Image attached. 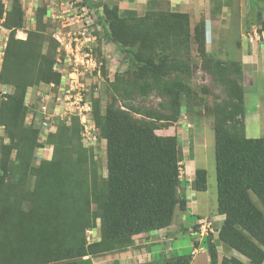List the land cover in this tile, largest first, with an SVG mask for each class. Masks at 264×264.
<instances>
[{"label": "trees", "instance_id": "trees-1", "mask_svg": "<svg viewBox=\"0 0 264 264\" xmlns=\"http://www.w3.org/2000/svg\"><path fill=\"white\" fill-rule=\"evenodd\" d=\"M147 2L141 14L121 8L118 0L81 2L129 66L109 82L112 95L104 107L98 98L90 101L94 135L105 140V176L98 174L93 151L81 140L76 114L55 124L57 114L48 106L54 128L45 132L43 143L44 116L37 120L36 113L44 101L26 119L29 89L40 82L57 83L61 76L53 69L58 42L45 30L46 6L35 8V27L25 38L15 37L23 28L20 0H12L7 11L0 7L2 28L8 30L0 84L10 86L0 98V126L7 138L0 141V264H90L85 255L122 250L135 235L167 227L175 210L185 209L177 138L156 130L168 128L196 99L183 76L191 70L193 47L226 95L212 106L216 210L224 214L218 239L250 264L264 262V136L245 134L240 60L228 55L220 60L206 50L204 19L191 27L187 12ZM101 29L96 27L97 37ZM150 92L163 99L160 108L132 101ZM46 144L52 146L50 157L35 162V153ZM206 178L205 168L196 167L193 189L206 190ZM68 218L72 234L63 231L62 219ZM88 229L98 232V239L88 242ZM69 238L74 243L64 246ZM207 250L210 263L217 264L215 246L208 242ZM187 262L181 256L166 263ZM220 264L244 263L223 256Z\"/></svg>", "mask_w": 264, "mask_h": 264}, {"label": "rangeland", "instance_id": "rangeland-1", "mask_svg": "<svg viewBox=\"0 0 264 264\" xmlns=\"http://www.w3.org/2000/svg\"><path fill=\"white\" fill-rule=\"evenodd\" d=\"M12 0H0V7L2 11H7L11 6ZM99 1V0H95ZM114 0H110L113 2ZM117 1V0H116ZM123 1L118 0L121 8H134L138 13H143L144 6L137 3L133 5H125ZM24 12L23 28L16 30L15 37L25 38L26 31L31 30L35 27L34 12L35 8L39 6H46L47 12L44 15V22L46 24V32L52 35L58 34V32L66 33L70 30H75L77 26L83 21L87 16L85 10L81 8L84 5L81 3L82 0H20ZM121 2V3H120ZM148 8V6H145ZM256 10L257 8H252ZM65 12V13H64ZM61 13L67 14L69 20L63 22ZM207 13V12H206ZM62 14V15H63ZM5 14L0 16V63L1 56L3 53V48L5 44V39L8 34V30L2 28V22ZM55 16H58L56 18ZM88 16H93V11L90 10ZM88 16L86 18H88ZM203 16V15H202ZM201 16V17H202ZM65 17V16H64ZM71 17V18H70ZM205 17V16H204ZM207 18V17H206ZM77 20V22H76ZM71 23L74 26L73 29H67V25ZM96 24L101 29V25L96 21ZM230 24V23H228ZM76 26V27H75ZM227 28H225L223 34L225 35ZM97 36V35H96ZM64 40V39H63ZM98 45L93 50V54L100 66L99 74H92L88 71H84L78 77H67L63 79V85L69 84L72 86L77 85L75 78H78L79 82H82L84 98L91 101L93 98H98L102 107H104L105 101L112 95V89L109 82L113 80V76L117 73L122 74L127 68H129L127 63V57L122 53L113 42L109 41L104 35L103 28L99 31V36L96 39ZM207 43V40H206ZM229 52V54H224L222 49L219 48V44L215 40L210 46L206 45V50L212 52V55L220 60H226L228 56H233V58L238 59L236 55L233 54L236 51V45L234 40L229 41L227 37L223 42ZM253 51V61L252 63L248 61L250 57L245 58V65L243 67V76L240 80L244 87V101L246 107V113L244 116L245 129L249 121L255 125L258 130L255 133H246L247 137H263L264 136V64L260 65V54L259 49L251 48ZM218 50V53H217ZM193 58L191 61V70L186 72L183 76L184 79L194 88L196 91V99L192 102L191 108H186L185 112L179 117V119L173 122L168 128L158 129L156 132L162 135H175L177 138V143L180 148L181 153V167H180V178L183 181L180 189H186V183L192 182L194 177V170L196 167L205 168L207 175V189L204 191L197 192L198 197L205 203L213 202L217 199V183L215 174V157H214V133L212 127L213 121V111L212 106L214 101H220L226 98L223 90V85L215 80L212 76L205 70L201 65V58L198 56L196 50L193 47ZM247 49H243L242 55L247 54ZM228 55V56H227ZM250 62V63H249ZM102 66L104 71H102ZM232 77V76H231ZM9 85L0 84V92L7 91ZM62 88L60 84L58 86L51 87L47 82H40L35 87H31L27 92L25 97V103L30 107L29 112H27L26 119L29 121L31 117V109L36 110L39 108V104L46 101L49 108L55 109L53 101L49 100L50 96H54ZM48 94L42 99L43 93ZM72 93V91H70ZM2 96L0 95V98ZM53 99V98H52ZM163 99L158 97L154 92H150L147 96H137L132 101L135 104H143L153 108H160V102ZM56 103V100H54ZM63 106L65 109L71 108L73 105L68 104V99L63 101ZM47 114L50 115L48 111ZM37 120L42 116V109L36 113ZM57 117L53 116V123L57 124L62 122V118L65 114H57ZM138 116V115H136ZM54 127V126H53ZM48 130V129H47ZM46 130V131H47ZM51 130V129H50ZM53 130V129H52ZM83 132V131H82ZM81 132V140L85 147L91 149L94 155V161L96 163L98 174L101 176L106 175V152H105V140L103 138L97 137L96 141L92 143L90 140H84ZM3 139L7 141L5 133L0 126V141ZM45 132L39 136L41 143L45 141ZM52 151V146L45 145L44 148H39L35 153V162L41 158H49ZM253 200L257 205L261 206L260 202L254 195H251ZM263 208V207H262ZM264 209V208H263ZM93 233V232H92ZM90 235L86 232V237ZM91 239V238H90Z\"/></svg>", "mask_w": 264, "mask_h": 264}, {"label": "crops", "instance_id": "crops-1", "mask_svg": "<svg viewBox=\"0 0 264 264\" xmlns=\"http://www.w3.org/2000/svg\"><path fill=\"white\" fill-rule=\"evenodd\" d=\"M136 1L141 6H144L143 10H146L147 0H126L123 1L124 7L125 5L136 4ZM148 1L155 3L156 6L170 10L187 12L191 27L201 18L204 19L207 39L206 45L210 46L216 40L224 54H229V52L222 45V42L227 37H229V41L233 42L234 40L237 50L233 54L240 60L242 68L245 65V61H247L245 58L250 57L248 61L251 63L253 61L252 47L253 49H259L261 52L259 56L260 65L264 64V27H262L264 24V0ZM254 7L257 9L253 10L252 8ZM128 8L134 9L130 8V6ZM225 28H227V32L224 35ZM243 49H247V54L242 55ZM209 52L212 54L211 51ZM248 131L250 133L258 131L251 121L247 124L245 134ZM197 192L199 191L193 190L192 188L185 190V209L181 211L176 210L171 224L165 229H160L154 233L135 235L133 237V243L122 250H113L96 255H85L83 259H87L90 264H167V261L184 256L188 257L186 264H211L207 250V244L209 242L215 246L217 264H220L223 256L235 257L244 264H250L245 256L233 248L225 246L218 239V230L224 219V214L217 213L216 201L205 203L202 201V198L200 199L198 197ZM199 216L207 217L211 220L212 227L206 235L200 236L196 234V230H198L197 219ZM62 223L63 231L68 229L72 234L73 220H70V218L62 219ZM92 232V234L87 236V240L92 237L95 240L97 239L98 234H96V231L92 230ZM92 241L90 240L89 242ZM63 243H66V245L63 244L64 246H68L74 242L72 238H69ZM193 246H199L201 249L192 255L191 251Z\"/></svg>", "mask_w": 264, "mask_h": 264}, {"label": "built area", "instance_id": "built-area-1", "mask_svg": "<svg viewBox=\"0 0 264 264\" xmlns=\"http://www.w3.org/2000/svg\"><path fill=\"white\" fill-rule=\"evenodd\" d=\"M81 9L85 10V14L88 16L90 10L85 6ZM62 14L63 13H61L63 22L65 19L69 20L67 14ZM94 16L93 12V16H88V18L85 17L75 30H70L66 33L58 32V34L53 35L58 42L53 69L61 74L59 84L62 88L59 89V92L55 96L52 94L50 96L51 98H49V100L52 101L56 100L55 109H53L54 114H65L68 118L70 114H76L79 117L82 125L83 139H88L92 143L96 141L93 132L95 125L91 116L90 102L84 98V85L82 82L78 81V78H75L78 82L76 86H69V84L63 85V79L67 77H78L80 74H83L84 71H88L92 74H99L100 72V66L93 54V50L98 45V43H96L97 36L94 32L98 25L93 20ZM55 17L58 18V16ZM73 28L74 26H71V23L67 25V29ZM58 85L54 83L50 84L51 87ZM8 90L9 89H7V91ZM70 91H72V93ZM5 92L6 91L0 92V95L2 96ZM46 95L49 96L46 93L42 94L43 97ZM66 99H68V104H74L71 108L65 109L66 106L62 105L64 103L63 101ZM40 109H42V115L44 116L40 123V132L42 135L47 129V131H49L54 127L51 123V115L46 113V111H48V104L46 101H44ZM87 232L92 234V229H88ZM202 232H204V229H202L200 233ZM90 240H94V237L91 239L88 238V241ZM195 251L196 248H193L192 254L195 253Z\"/></svg>", "mask_w": 264, "mask_h": 264}, {"label": "clouds", "instance_id": "clouds-1", "mask_svg": "<svg viewBox=\"0 0 264 264\" xmlns=\"http://www.w3.org/2000/svg\"><path fill=\"white\" fill-rule=\"evenodd\" d=\"M207 40V39H206ZM60 78H61V76H60ZM51 83H54V82H49L48 84H51ZM60 83V80H59V82H57V83H54V84H59ZM45 93V92H44ZM43 97V96H42ZM43 99V98H42ZM52 101V100H51ZM90 102V101H89ZM41 135V134H40ZM194 178V177H193ZM207 181V180H206ZM182 183H183V181H181V185H182ZM184 183H186L185 185L187 186L186 187V189H189V188H192L193 189V187H192V182H189L188 184H187V182H184ZM186 189H184V195H185V190ZM207 189V188H206ZM193 190H196V189H193ZM196 191H198V190H196ZM186 196V195H185ZM186 198V197H185ZM176 210H179V209H176ZM175 210V211H176ZM181 211V210H180ZM171 224V223H170ZM169 224V225H170ZM168 225V226H169ZM197 228H198V230H196L197 231V233L196 234H198V235H200V236H202V235H206L208 232H209V230L211 229V227H212V224H211V220L209 219V218H207V217H201V216H199V218L197 219ZM167 226V227H168ZM166 228V227H165ZM165 228H162V229H165ZM202 229H204V232H202V233H200L201 232V230ZM220 229V228H219ZM93 230V229H92ZM219 231V230H218ZM96 234H98V232H96ZM97 239H98V237H97ZM95 240V239H94ZM93 240V241H94ZM88 241V240H87ZM89 242V241H88ZM193 248H196V251H195V253L199 250V249H201L199 246H193ZM193 248H192V250H193ZM195 253H193V254H195ZM191 254H192V251H191ZM192 254V255H193Z\"/></svg>", "mask_w": 264, "mask_h": 264}, {"label": "bare ground", "instance_id": "bare-ground-1", "mask_svg": "<svg viewBox=\"0 0 264 264\" xmlns=\"http://www.w3.org/2000/svg\"><path fill=\"white\" fill-rule=\"evenodd\" d=\"M248 133H250L249 131H248ZM252 134V133H251Z\"/></svg>", "mask_w": 264, "mask_h": 264}]
</instances>
